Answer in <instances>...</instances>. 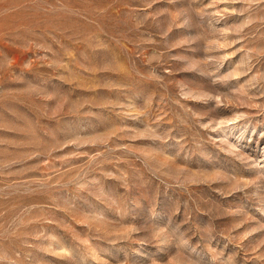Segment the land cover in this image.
<instances>
[{"label":"rangeland","instance_id":"374dc122","mask_svg":"<svg viewBox=\"0 0 264 264\" xmlns=\"http://www.w3.org/2000/svg\"><path fill=\"white\" fill-rule=\"evenodd\" d=\"M0 264H264V0H0Z\"/></svg>","mask_w":264,"mask_h":264}]
</instances>
